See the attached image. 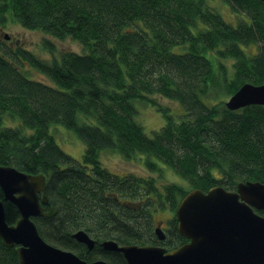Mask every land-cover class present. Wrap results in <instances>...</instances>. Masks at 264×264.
Segmentation results:
<instances>
[{
    "label": "trees",
    "instance_id": "1",
    "mask_svg": "<svg viewBox=\"0 0 264 264\" xmlns=\"http://www.w3.org/2000/svg\"><path fill=\"white\" fill-rule=\"evenodd\" d=\"M209 1L0 0V28L11 20L84 49L47 59L0 36V164L46 174L44 206L56 211L34 219L47 241L80 254L72 237L78 229L143 242L154 206L134 204L147 199L176 209L192 188L264 181V105L230 109L225 100L245 82L264 83V1L225 0L235 20ZM251 45L258 51L247 50ZM29 67L50 82L32 77ZM158 97L182 104L183 113L172 114ZM141 104L164 113L152 134L137 118ZM54 124L81 137L83 162L62 149ZM108 151L125 160L142 155L149 172L160 177L171 168L182 182L115 173L104 161ZM2 193L0 186L12 223L18 209ZM171 228V241L187 240L176 217ZM108 257L126 264L119 254ZM0 264H19L16 247L1 238Z\"/></svg>",
    "mask_w": 264,
    "mask_h": 264
},
{
    "label": "water",
    "instance_id": "2",
    "mask_svg": "<svg viewBox=\"0 0 264 264\" xmlns=\"http://www.w3.org/2000/svg\"><path fill=\"white\" fill-rule=\"evenodd\" d=\"M249 104L264 105V83L245 82L226 100L230 109ZM0 186L4 199L18 209L17 219L8 222L0 197V238L6 246L16 247L19 264H111L104 259L88 262L43 237L34 217L52 216L56 211L54 205L48 210L43 205L49 202L45 173L33 174L0 164ZM175 217L180 234L188 241L172 250L119 245L111 239L102 244L122 251L129 264H264V181H239L236 189L223 185L207 191L192 188L180 200ZM156 231L164 237L160 226ZM73 235L89 247L95 243L83 229Z\"/></svg>",
    "mask_w": 264,
    "mask_h": 264
},
{
    "label": "rangeland",
    "instance_id": "3",
    "mask_svg": "<svg viewBox=\"0 0 264 264\" xmlns=\"http://www.w3.org/2000/svg\"><path fill=\"white\" fill-rule=\"evenodd\" d=\"M213 2L214 3H212L210 0V5H212L213 7L215 6L216 9L220 11L223 16L225 15V18L227 17L230 20H235L232 14L233 12L229 7H227L228 4H225V0H214ZM5 33H8L11 36L9 40L12 42V44H21L22 46L34 51L40 57L47 59L55 56L59 57L60 52H62L63 50H74L77 52H83L84 50L82 48V45L78 43L77 40L75 41L71 37L60 39L55 35L53 36L39 29L25 28L23 27V25H19L18 23L11 20H8V23L4 25V28H0V36L3 37ZM46 40L50 42L51 48L44 45ZM246 48L250 52H257L259 46L251 45L250 47L248 46ZM225 62L230 65L232 61L230 59H225ZM28 70L32 77H36L37 79L43 80L45 82H50L49 78L37 69L29 67ZM229 96L230 95L226 96L225 100H227ZM158 98L159 102H163L170 105L172 114L178 116L183 113L184 106L182 104L165 97ZM139 109L140 112L137 113V118L144 126V129L147 134H152L154 130L160 128L166 120L164 113L153 104H148L145 106L141 104ZM9 119L10 118L8 117L5 118L8 123H16L14 120ZM50 128L56 137L55 139L62 147V149L70 153L74 157V159L83 162L82 157L84 153V141L81 139V137L79 138L78 134L73 129L66 128V126L62 124H54V126ZM140 156L142 155H139L137 156V158L132 160H125L120 157L118 153L108 151L104 152L103 157L108 168H110L115 173L121 175L128 173H136L139 175L159 177V173L149 172L147 170L146 166L144 165V160L140 158ZM163 175L164 176H160L159 178H157L159 183L169 182L172 180L182 182V180H180V177L171 168L164 169ZM133 206H135L133 207V209L140 208L141 206H143L142 209L154 206L153 214L149 217L151 218V227L157 225V223L161 221V228H163L167 234L171 235V237L175 235L173 232V228L171 227L173 219L176 216V209H172L170 205L167 206L165 204L157 205L155 203L154 205L149 206L147 203V199L141 201L140 206H136L135 204Z\"/></svg>",
    "mask_w": 264,
    "mask_h": 264
},
{
    "label": "flooded vegetation",
    "instance_id": "4",
    "mask_svg": "<svg viewBox=\"0 0 264 264\" xmlns=\"http://www.w3.org/2000/svg\"><path fill=\"white\" fill-rule=\"evenodd\" d=\"M130 203L131 202H126V204H130ZM137 205L140 206L141 203L137 204ZM160 222L161 221H159L157 223V225H154L152 227L150 226L149 228H147V230L145 231V236H144L145 238H144L143 242H135L134 241V242L124 243V242L117 241V239L113 238V237H106V238H103V239H97L95 236H93L90 233H88L95 240V243H94L93 247H89L86 243L79 241L78 239H76L74 237V235H72V237L76 241H78V243L80 244L79 247L83 248L82 254H80V252L78 251L79 248L78 249L77 248H66V249L74 251L81 258L85 259L88 262H92V261H95V260H98V259H104V260H106L107 262H109L111 264H115L113 262L114 260L109 258L108 255H113L115 257V256H118V254H119L120 256L123 257V259L125 260L126 264H129L126 256L124 255V253L122 251L107 249L102 244L103 243L102 241H104V240L107 241V240L111 239V240L117 241L119 243V245L136 244L138 246H161V247H164L167 250H172L173 248H176L179 245H181L182 243L188 241V239H187V240L181 241L178 244H176L175 242L171 241V235L167 234L166 232H165V235H164L163 238L159 237V235L157 234L156 230H157L158 226H160V228L162 227V225H160L161 224ZM72 233L74 234L75 232H72ZM61 247H63V246H61ZM63 248H65V247H63Z\"/></svg>",
    "mask_w": 264,
    "mask_h": 264
},
{
    "label": "bare ground",
    "instance_id": "5",
    "mask_svg": "<svg viewBox=\"0 0 264 264\" xmlns=\"http://www.w3.org/2000/svg\"><path fill=\"white\" fill-rule=\"evenodd\" d=\"M5 35H8L9 37H6ZM5 35H4V36H5L7 39H9V38L11 37L8 33H5ZM1 188H2V187H1ZM2 191H3V190H2ZM3 193H4V192H3ZM3 193H2V194H3ZM3 196H4V194H3ZM43 205H44V204H43ZM177 228H178V227H177Z\"/></svg>",
    "mask_w": 264,
    "mask_h": 264
}]
</instances>
